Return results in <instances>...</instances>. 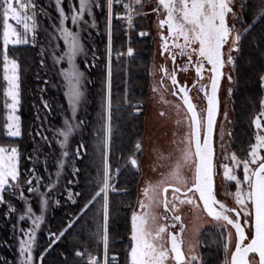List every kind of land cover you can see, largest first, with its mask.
<instances>
[{
	"label": "snow or ice",
	"instance_id": "1",
	"mask_svg": "<svg viewBox=\"0 0 264 264\" xmlns=\"http://www.w3.org/2000/svg\"><path fill=\"white\" fill-rule=\"evenodd\" d=\"M236 3L237 0H156L155 7L151 9L159 17L157 27L160 30V54L167 55L174 65L171 72L163 65L159 71L163 73L162 80L163 78L170 80L171 94L178 96L182 101V105H175L177 116L181 117L183 113L182 117L176 120V125L186 123V130L178 141H173L176 144L177 155L168 171L161 173V179L155 183H146L142 189L143 199L138 201L139 211H134L131 216L126 264H203L197 254L198 241L195 240L200 232L199 225L191 230L192 238L185 240L183 235L186 226L179 213L185 205L192 208L200 224L205 222L199 216L202 212L206 213L219 229L220 243L225 255L224 264H264V98L260 100L259 112L251 120L255 129L254 142L249 144L243 157L238 156L236 152H228L229 146L224 143L225 133L221 128L220 160L217 164L213 139L220 113L221 81L226 75L224 69L227 65L235 66L233 53L240 51L244 33L249 32L251 27L244 26L243 15L237 13ZM54 5L57 18L43 29L47 39L45 44L40 45L42 57L40 66L42 68L46 66L50 55L52 66L59 69V75L63 78L64 96L71 112V117H66L61 127L44 130L54 133L53 139L60 149L55 179L49 178L45 183L44 177L37 173L35 165L27 170L25 176L21 171L20 150L13 146H0V206L5 209V218L16 217L13 227L18 229L15 236L18 242L17 264H34L37 233L45 222L46 212L52 204L57 206L60 204L59 199H55V191L69 157L73 155L70 151V140L84 123L77 121V113L85 99V73L77 63L79 57H87L83 33L97 27L94 9L105 7L101 0H78V7L71 6L68 13L62 6L63 0H54ZM117 5L122 6L123 15L114 13V6ZM144 7L145 0H106L109 56L113 50V18L125 21L130 30L136 17L147 15L142 11ZM260 9L258 18L264 20V0H261ZM47 13L48 9L41 6L38 0H0V64L3 67V95L10 101L5 103V107L9 109L4 124L8 137L22 135L21 118L17 115L21 103L20 63L12 52L17 51L20 46L37 47L42 31L41 18L52 19ZM86 16L90 19H86ZM67 22H70L71 26H68ZM139 35L145 37L149 33L141 31ZM60 41L63 42V46ZM123 55L134 57V49L128 47L126 53H117L118 57ZM177 57H187L183 67L177 66ZM63 63H66L67 67H63ZM206 65L210 67L206 68ZM189 67L194 68L199 81L204 80L205 71L210 73L208 77L210 83L199 84V91L206 99V108L199 111L189 94L191 89L187 85H181L177 79V72H187ZM227 80L229 83L232 82L231 75H227ZM260 80L261 86L264 87V75L260 76ZM196 87L197 83L194 82L193 88ZM152 90L154 93L160 91L157 87H153ZM231 92L232 89L229 88V95ZM161 101L170 103L164 100L162 94ZM103 102L104 114L100 128L96 132V152L101 158V166L95 178L96 190L80 210L82 214H86L90 206H99L94 217L95 229L90 237L96 251L93 253L85 246L84 251L75 252V257L84 264H119L118 255L109 254L112 243L110 193L116 191L113 183L115 175L109 162L113 135L111 121L113 111H120L121 108L132 105L125 90L123 102L114 106L110 66ZM43 108L47 110L46 115L52 110L47 101L43 102ZM160 114L164 115L163 112ZM224 118L227 120V112L224 113ZM44 131H37L35 136L50 147L52 139L45 135ZM135 147L139 151L140 143ZM81 149L86 151L82 143L74 153L77 159L81 158ZM36 151L38 162L39 149ZM29 159L32 157L29 156ZM130 163L132 168L139 171L135 158H132ZM218 168L222 170L224 195L232 198L234 207H229L217 198L215 177L220 174ZM241 171L242 178L239 174ZM78 172V168H73L72 175ZM119 172L120 169H117L116 175ZM67 183L72 184L73 181L69 179ZM232 183L235 186L234 192L228 191ZM25 189L27 193L38 197L39 214L29 203ZM79 195L81 194L69 192L68 199L75 204L74 196ZM18 202L22 203V208L18 207ZM24 221L29 222L28 228L19 227ZM75 223L76 221L69 222L58 234L50 232L48 247L51 248L64 237ZM177 225L179 232L174 231ZM233 229L234 250L231 247Z\"/></svg>",
	"mask_w": 264,
	"mask_h": 264
},
{
	"label": "trees",
	"instance_id": "2",
	"mask_svg": "<svg viewBox=\"0 0 264 264\" xmlns=\"http://www.w3.org/2000/svg\"><path fill=\"white\" fill-rule=\"evenodd\" d=\"M261 0H249L245 6V22L251 25L249 32L244 33L240 44V51L235 60L236 86L233 93L235 110V130L238 140H245L248 135L247 126L253 116L260 109L262 98L260 76L264 75V20L258 18ZM122 6H115L114 13L118 14ZM100 22L98 45V61L89 71L90 76V103L86 124L82 136L85 146L81 158L76 160L79 172L73 185L76 203L73 204L65 194L59 197L60 204L52 209L46 226L48 233H59L71 221H76L65 236L56 244L48 247L50 238L47 232H40L35 255L40 264H84L75 257L76 251H84L85 246L95 253L96 248L91 240V233L95 229V213L98 205L90 206L86 214L80 210L91 198L96 190L95 178L101 166V158L96 152V132L100 128L104 114L103 98L106 93L108 69L111 67V95L113 104L122 103L125 90L131 101V107H123L120 111H113L111 151L109 162L115 175L113 181L116 191L110 193L111 221L110 255L119 257V264H125V254L129 245L131 230L130 212L136 199V188L140 172L132 168L129 158L133 154L140 156L135 145L142 142L144 136L145 102L150 86V65L153 54V42L149 36L140 37L139 32L147 29V22L143 16L136 17L133 28L129 32L128 46L134 49V57L127 55L117 56L118 52L126 53L127 37L125 25L113 18L112 25V53L108 63V32L106 10ZM255 22V23H253ZM12 55L20 63L21 76V103L19 116L21 118L22 135L8 137L4 124L7 117L5 107L7 98L3 95V67L0 64V146L17 147L21 155V171L28 169L29 156L33 148V133L36 127L35 103L38 99L33 95L36 89L37 72L39 70L38 47L31 45L20 46ZM52 115L59 119V113L66 109L64 98L60 92H53ZM137 108L139 110H137ZM120 169L118 175L116 170ZM5 209L0 206V264H6L5 257L10 256L14 248L11 243V223L5 218ZM220 232L208 229L202 234L201 259L203 264H223L224 253L220 243ZM47 249V251H45ZM102 257V247H101Z\"/></svg>",
	"mask_w": 264,
	"mask_h": 264
},
{
	"label": "rangeland",
	"instance_id": "3",
	"mask_svg": "<svg viewBox=\"0 0 264 264\" xmlns=\"http://www.w3.org/2000/svg\"><path fill=\"white\" fill-rule=\"evenodd\" d=\"M249 0H237L236 3V11L237 13H241L244 18V26L247 27L248 24L245 22V6L248 3ZM38 3L48 9L47 15L50 16L51 20H45L43 17L41 18L42 21V31L39 36V44L38 47V57H39V70L37 72V85L35 92L33 95L38 99L37 103H35V113H36V127L34 129L33 135V148L31 151V157L32 159H29L30 164L28 166V169L32 168L34 165L36 167V171L39 175L44 177V182L47 183L49 178L55 179V173L57 171V161L60 157V149L59 146L55 143V140L53 139L54 133L52 131H44L45 129H56L63 125V120L67 117H71V112L68 108L67 100L64 96V85H63V78L59 75V69L52 66V60L50 55L47 58L46 66L41 67L40 66V60L42 57L40 56V45L45 44L46 42V35L43 31L44 28H46L48 25L52 23L53 20H56L57 13L55 11V5L54 0H38ZM102 4H105V7L103 9H94V16L96 18V28L89 29L88 31L84 32V43L87 49V57H79L78 58V65L85 73V88H84V103L81 105L78 113H77V121H83V125L81 126V129L71 138L70 140V151L73 153L69 157V162L64 170L63 175L60 178L59 185L55 191V199H59V197L62 194H65L66 198H68L69 192L74 193L73 191V185L76 182V175H72L73 168L76 167V160L74 153L77 149V147L82 143V136L84 133V126L86 124V116L88 114V106L90 103V76L89 71L93 65L96 64L98 61V45L96 42L97 37L100 35V22L102 16L104 15V11L106 10V17H107V8H106V0H101ZM65 8V11L70 13L71 6L78 7V0H63V5ZM119 6V5H117ZM115 7V6H114ZM144 9L142 10L144 12ZM118 14L123 15V9L118 12ZM86 19H90L87 16ZM146 19V18H145ZM121 23L125 25L126 29V37H127V47L129 42V30L127 27V23L125 21L119 20ZM14 24V22H12ZM68 26L70 25V22H67ZM239 28L240 25H237ZM108 32V31H107ZM90 33V34H89ZM140 33V32H139ZM153 41V40H152ZM61 46H63V42H59ZM109 44V41H108ZM108 50V47H107ZM239 55L238 53H233V56L235 57V60L237 59ZM108 63H109V55H108ZM63 67H67L66 63L62 64ZM159 63H158V57L156 53L155 47H153V54H152V61L150 65V86L147 92V98L145 102V119H144V136L142 138L141 142V154L140 156H137V154H133L129 160L132 158H135L138 162L139 166V172L140 177L136 188V199L135 203L131 209L130 216H132L134 211H139V204L138 201L143 199L142 195V189L146 185V183L151 182L155 183L159 179H161V173H165L168 171L169 166L175 161L177 152H176V144L173 143V141H178L184 134L186 130V123L181 124L180 126L176 125V120L178 118H181L183 113H181V117H178L176 112V104H180L172 95H171V89L170 86L165 83V88L161 87L160 85V71H159ZM227 75H231L232 82L229 83L227 80ZM47 81V83H45ZM262 85V82H261ZM236 86V75H235V66L227 65L226 69V76L223 83L222 92L220 94V113L218 115V123L215 130L214 135V145H215V152L217 156V164H219L220 160V131L221 128L223 129L225 135H224V143L228 147V152H236L238 156L243 157L247 150L248 146L251 142H254L253 134L255 132L254 126H252L251 122L247 126L248 135L245 140H238L236 130H235V110H234V101H233V93ZM153 87H157L160 89L159 92L154 93ZM229 88L232 89L231 95H229ZM166 89V90H165ZM262 90V98H264V87L261 86ZM53 92L57 93L60 92L64 98V102L66 104V109L62 110L59 113V119L54 114L52 115V110L49 114L46 115V109L43 108V102L47 101L48 104L51 106L52 109V94ZM161 94L164 97V100L169 101L170 103H164L161 101ZM261 98V99H262ZM10 103V101H8ZM200 108V107H199ZM200 110V109H199ZM260 110V109H259ZM9 112V109H7V114ZM163 112L164 115H161L160 113ZM227 112V120L224 118V113ZM259 112V111H258ZM17 115H19V110L17 112ZM40 117V119H38ZM254 117V116H253ZM43 121V123H42ZM231 121V122H229ZM37 131H44V134L49 136L50 139H52V144L49 147L45 142L40 141L39 137L35 136V133ZM228 133H231V135H228ZM175 134V135H174ZM37 149H39V159L37 162ZM83 149H81L82 152ZM24 171L25 176L27 175V170ZM220 174H218L215 177V184H216V190H217V198L223 202H225L229 207H234V201L231 197L224 195V182L222 177V170L219 168L217 169ZM242 178V171L239 173ZM72 180V184H68V180ZM42 191L44 189H41ZM228 191L234 192L235 186L234 183L230 184L228 187ZM25 195L29 199V203L32 204L34 210L39 214V200L38 197L34 194L27 193L25 189ZM169 198H171V190H169ZM71 201V200H70ZM72 202V201H71ZM59 206V205H58ZM55 204H52V206L48 209L45 215V222L41 226L40 231L37 233V236L40 234V232H47L48 236L49 233L47 231L46 226L48 225V217L52 212V209L55 207H58ZM18 207H23L22 203L18 202ZM163 211V209H161ZM182 216V221L186 226V231L183 234L185 240L192 238V229L194 226L199 225L200 232L199 235L195 237V240L198 241V248H197V254L201 257V247H202V234L210 229H215L219 231L217 227L214 226L213 222L211 221V218L206 216V213H199V216L201 219H203L205 222L203 224L199 223V220L196 218V216L193 213V210L190 206H182L181 212L179 213ZM11 223V243L9 244L14 248L10 250V256L5 257L6 264H17V261L19 259L18 257V242L15 239V236L18 234V229L14 228L13 225L16 222V217L12 216L8 218ZM19 227L28 228L29 222L24 221L21 222ZM179 228V225H177V228ZM175 229V230H176ZM174 230V231H175ZM131 231V230H130ZM220 232V231H219ZM233 232V241H232V249L234 248L235 244V235ZM129 244H130V233H129ZM129 246V245H128ZM185 250H187L185 248ZM224 253V251H223ZM34 264H40V260L35 255L34 250ZM127 256V251L125 254V257ZM102 258V257H101ZM225 260V255H224ZM125 264H126V258H125ZM224 264V262H223Z\"/></svg>",
	"mask_w": 264,
	"mask_h": 264
},
{
	"label": "flooded vegetation",
	"instance_id": "4",
	"mask_svg": "<svg viewBox=\"0 0 264 264\" xmlns=\"http://www.w3.org/2000/svg\"><path fill=\"white\" fill-rule=\"evenodd\" d=\"M155 3H156V0H145L144 12L147 13V15L143 16L144 18H146L145 20L147 22V29L145 30V32H148L149 33L148 36L151 38V40H153L152 42H153V45L156 49L159 68H160V66L163 65L165 68H167L169 70V72H171L173 67H174L171 59L167 58V55L162 56L160 54L161 53V48H160L161 41L159 39V31L160 30L157 27V21H158L159 17L151 11V9L153 7H155ZM186 61H187V57H177V66L183 67L184 64L186 63ZM208 67H210V66L206 65V68H208ZM226 69H227V66L224 69L225 74H226ZM209 75H210V73L205 71L204 80L199 81V79L196 77L195 70L192 67H189V70L187 72H183V71L177 72V79H178L179 83L181 85H187V87L189 89H191L189 94L193 98V103L197 105L198 111H199V109L201 110V109L206 108V99L204 98L203 93L199 91V84L200 83L209 84L210 83V81L208 79ZM162 77H163V73L160 72V85H163V88H165V83H167L170 86V89H171L170 92L172 93V86H171L170 80L167 78H163V80H162ZM224 80H225V78H223L221 81V88L219 91V100H220V94L222 92ZM194 82L197 83L196 88H193ZM173 97L182 105V101L179 99L178 96H173ZM214 147H215V145H214ZM175 231L179 232V228L176 229Z\"/></svg>",
	"mask_w": 264,
	"mask_h": 264
},
{
	"label": "water",
	"instance_id": "5",
	"mask_svg": "<svg viewBox=\"0 0 264 264\" xmlns=\"http://www.w3.org/2000/svg\"><path fill=\"white\" fill-rule=\"evenodd\" d=\"M218 118V117H217ZM215 134V133H214ZM213 139H214V137H213ZM171 190V189H170ZM202 206V205H201ZM233 231H234V235H235V230L233 229ZM233 250H234V248H233Z\"/></svg>",
	"mask_w": 264,
	"mask_h": 264
}]
</instances>
